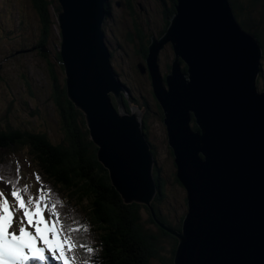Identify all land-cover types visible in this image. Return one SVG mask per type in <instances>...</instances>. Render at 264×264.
<instances>
[{
    "label": "water",
    "instance_id": "1",
    "mask_svg": "<svg viewBox=\"0 0 264 264\" xmlns=\"http://www.w3.org/2000/svg\"><path fill=\"white\" fill-rule=\"evenodd\" d=\"M58 2L67 97L85 114L98 160L124 203L152 209L157 159L112 65L103 29L107 0ZM167 43L174 60L164 76L160 52ZM263 57L230 0H177L167 31L152 37L138 64L149 73L186 191L181 229L154 215L178 240L174 264H264Z\"/></svg>",
    "mask_w": 264,
    "mask_h": 264
},
{
    "label": "rangeland",
    "instance_id": "2",
    "mask_svg": "<svg viewBox=\"0 0 264 264\" xmlns=\"http://www.w3.org/2000/svg\"><path fill=\"white\" fill-rule=\"evenodd\" d=\"M130 2L132 15L138 22V29L134 28L137 35L133 43L126 45L125 41L128 34L125 27L127 24L132 32L128 6L125 8L114 6L112 16L106 24L107 39L115 52L112 65L120 81L130 92L128 94L131 100L129 105L143 119H146L149 140L156 147V159L160 173L168 181L163 209L172 220H176L178 216H184L187 211L186 191L181 184L175 181L174 156L168 144L166 127L161 118L158 102L152 92L150 76L146 72H141L138 67L139 63L146 61L140 48L142 50V45L146 44L145 41H148L151 36L160 38L165 12L173 7V3L172 0H164V2L161 0H130ZM149 2L151 6L148 5ZM147 16L150 17V21H147ZM52 19L53 24L48 29L45 47H43L46 51L42 52L38 46L46 33L47 25L35 10L31 0H0V128H7L8 124L15 129L28 128L35 132L47 133L52 141L58 142L63 138L64 132L52 94L55 81L65 86V72L58 58L61 45L59 23L56 16ZM115 20L121 21L115 24ZM117 42L120 44L119 47ZM170 45L171 43H167L165 45L167 48L164 47L160 52V67L164 76L169 72V65L174 60V50ZM261 80L263 82L261 81L260 89H263L264 80ZM134 99L137 101L134 102ZM29 151L30 149L26 148L25 152L23 150L16 156L27 166L31 165L30 168H26L28 171L41 174L37 161ZM23 176H28V174L20 171L19 175L12 177H15V181L21 182L24 180ZM33 177L38 193L41 189L44 191V188L35 180V176ZM3 185L0 182V188L4 189ZM4 190L9 193V190ZM30 191L33 193V190ZM82 204L80 207L85 209V204ZM14 211L18 212L16 209ZM144 213L143 219L146 220ZM47 218L53 219L50 214ZM148 226H151L152 231L156 230L153 225L148 224ZM94 235L98 239L95 230ZM168 244L166 241L161 244L164 247L162 254L171 256ZM54 262L59 264L57 261ZM91 262L102 264L101 254L93 258ZM151 264L161 263L154 259Z\"/></svg>",
    "mask_w": 264,
    "mask_h": 264
},
{
    "label": "trees",
    "instance_id": "3",
    "mask_svg": "<svg viewBox=\"0 0 264 264\" xmlns=\"http://www.w3.org/2000/svg\"><path fill=\"white\" fill-rule=\"evenodd\" d=\"M230 1L241 25L256 35L264 50V0ZM31 2L47 25L46 33L38 46L41 50L45 47L48 29L53 24L52 18L60 11L61 6L58 0H31ZM174 2L175 5L165 12L167 17L175 13L177 0ZM106 13L107 15L111 13V4L108 2ZM169 24L170 21L167 19L161 35L167 31ZM135 35L132 33L127 36L129 42L134 41ZM148 52L149 47L143 52L145 59ZM58 58L61 62L60 53ZM181 64L183 70L187 71V66L183 62ZM263 74L264 65L260 78ZM55 82L52 98L61 117L63 138L54 142L47 133L35 132L28 128L15 129L8 124L7 128H0L1 159L5 151L21 152L26 148L30 149L29 152L37 161V166L46 181L57 191L56 199L60 200V196L63 197L62 215L65 216L74 207L76 210L71 224L76 226L79 224L81 227L91 222L96 227L93 232L88 229L81 232L89 234L91 240L96 237V234H93L94 230L97 232L99 242L97 250L102 254V264H151L154 259L161 264H174L173 258L178 240L161 228L155 221L154 215L161 222L176 229H181L184 216L172 220L163 209L168 181L161 175L157 161L154 172L158 192L152 201V209L136 202L124 203L111 182L109 171L98 160V147L91 139L85 114L67 97L65 86ZM128 103L126 99L127 109L131 111L132 107ZM158 106L163 120V111L159 103ZM144 120L149 139L148 125L145 118ZM194 128L198 129L195 124ZM151 145L154 154L157 155L155 145L153 143ZM175 181L180 184L176 174ZM82 203L85 204V209L80 207ZM142 212L146 215V220L143 219ZM148 224L156 227V230L152 231ZM165 241L169 243L171 256L162 254L164 247L161 244Z\"/></svg>",
    "mask_w": 264,
    "mask_h": 264
},
{
    "label": "snow or ice",
    "instance_id": "4",
    "mask_svg": "<svg viewBox=\"0 0 264 264\" xmlns=\"http://www.w3.org/2000/svg\"><path fill=\"white\" fill-rule=\"evenodd\" d=\"M36 179L39 181L40 177L37 175ZM0 181L9 190L8 196L0 190V264H48L50 257L59 264H90L94 248L72 236L74 231H87V226L65 230L57 208L62 201L49 203L43 189L33 195L27 185L17 187L12 180L5 181L2 174ZM14 209L22 212L18 220ZM46 211L53 217L51 221L46 219ZM77 249L88 255L78 256Z\"/></svg>",
    "mask_w": 264,
    "mask_h": 264
},
{
    "label": "flooded vegetation",
    "instance_id": "5",
    "mask_svg": "<svg viewBox=\"0 0 264 264\" xmlns=\"http://www.w3.org/2000/svg\"><path fill=\"white\" fill-rule=\"evenodd\" d=\"M173 2V6L175 5V2H174V0L172 1ZM108 3H110L111 4V13L108 15L109 16V20H110V18H111V16H112V12H113V7L114 6H119V7H123V8H125V7H127L128 6V8L130 9V12H129V15H128V17L130 18V20H131V23L130 24H132V32L130 31V29H131V27L129 26V24H127L125 27H126V29H127V32H128V34H127V36H129V34H132L134 31H135V29H138V26H137V24H138V22H137V20H136V18H135V16H133L132 15V4H131V2H130V0H108ZM148 5L149 6H151V3L149 2L148 3ZM143 8L146 10V7L143 5ZM173 16V15H172ZM171 16V17H172ZM148 17V16H147ZM171 17H167V15L165 14V18L163 19L164 20V25H163V28H162V32L164 31V27H165V25L167 24V19H169V21L171 20ZM127 20V19H126ZM121 20H119V21H116L115 20V24H118L119 22H120ZM147 21H150V17H148V19H147ZM130 27V28H129ZM135 28V29H134ZM106 32V31H105ZM131 32V33H130ZM134 34H136L137 35V33L136 32H134ZM162 34V33H161ZM160 34V36H162ZM127 36L125 37V41H126V45H129V44H131V43H133V42H129V40L127 39ZM159 36V37H160ZM152 37H156V36H152ZM152 37H150L149 39H148V41H145V43L146 44H143L142 45V50H141V48H140V52L141 53H143V52H145V50H146V48L147 47H149V44L151 43V40H152ZM116 39V38H115ZM117 41V40H116ZM117 45H118V47H119V43L117 42ZM110 46L112 47V45L110 44ZM170 47H172V45H170ZM165 48H167V47H165ZM173 48V47H172ZM114 56V55H113ZM112 56V57H113ZM143 63V62H142ZM171 66V65H170ZM170 71V70H169ZM146 74L148 75L149 73H148V71H146ZM149 76V75H148ZM137 100L136 99H134V102H136ZM128 105H129V103H128ZM131 106V105H130ZM132 107V106H131Z\"/></svg>",
    "mask_w": 264,
    "mask_h": 264
},
{
    "label": "bare ground",
    "instance_id": "6",
    "mask_svg": "<svg viewBox=\"0 0 264 264\" xmlns=\"http://www.w3.org/2000/svg\"><path fill=\"white\" fill-rule=\"evenodd\" d=\"M27 51H28V50H27ZM18 53H19V52H18ZM23 53H24V52H23ZM15 54H16V53H15ZM16 55H17V54H16ZM21 56H22V55L20 54V57H21ZM16 57H17V56H16ZM60 63H61V62H60ZM169 72H170V71H169ZM169 72H168V73H169ZM165 76H166V75H165ZM45 217H46V216H45Z\"/></svg>",
    "mask_w": 264,
    "mask_h": 264
}]
</instances>
